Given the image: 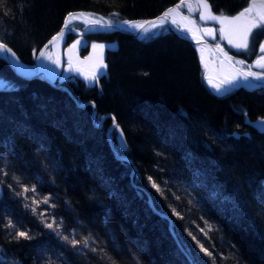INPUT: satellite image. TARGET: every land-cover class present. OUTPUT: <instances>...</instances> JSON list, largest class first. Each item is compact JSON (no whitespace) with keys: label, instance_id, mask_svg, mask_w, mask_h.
Masks as SVG:
<instances>
[{"label":"trees","instance_id":"trees-1","mask_svg":"<svg viewBox=\"0 0 264 264\" xmlns=\"http://www.w3.org/2000/svg\"><path fill=\"white\" fill-rule=\"evenodd\" d=\"M208 1L229 15L246 4ZM179 2L0 0V39L33 66L35 52L68 12L144 19ZM88 38L117 43L106 52L107 74L95 87L79 79L66 83L79 101L95 103L97 117H115L125 143L119 148L114 131L118 153L133 159L134 181L147 184L157 208L173 218L184 248L205 264L191 232L215 264H264V134L244 123L247 115L264 117V88L215 95L201 77L195 48L168 28L146 41L122 32ZM0 77L11 85L0 89V256L16 264H109L102 248L115 264H189L168 221L131 184L132 165L111 151L105 132L113 119L95 126L90 104L78 107L64 90L22 79L1 58ZM233 130L249 135L236 138ZM149 176L163 194L149 187ZM22 186H35V195H17ZM46 196L55 207L43 203ZM40 213L47 222L62 219L64 235L75 230L79 240L91 233L96 239L90 248L98 250L72 249L43 227ZM8 220L15 229L5 227ZM17 229L33 239H13Z\"/></svg>","mask_w":264,"mask_h":264},{"label":"snow or ice","instance_id":"snow-or-ice-1","mask_svg":"<svg viewBox=\"0 0 264 264\" xmlns=\"http://www.w3.org/2000/svg\"><path fill=\"white\" fill-rule=\"evenodd\" d=\"M247 6L242 10L237 12L234 15H226L223 12L220 14H214L212 11V7L209 4L208 0H197V6L200 9L199 20L200 21H214L219 25V28H202L195 20L191 19L190 16H184L180 9L182 7H188L189 12H191L192 6L191 4H187L185 0H180V3L176 4L175 7H169L166 11L162 13V15L157 16L154 20H145V21H135V20H124L120 21V23L127 25L129 28L135 29L137 32L141 33H151L153 29L161 28L167 23H171L178 30L184 33L190 34L191 38L196 40L197 44H200L204 39V36L213 37L215 39V35L219 32L220 40H226L231 47L240 50L247 51L254 41V34L258 32L264 33V0H246ZM113 15H116L115 13ZM76 21H82L85 27H111L113 21L111 19L105 20L103 17H95L90 13L85 12H68L64 18L63 26L60 31L52 37V39L44 46V49H48L49 45H54L56 42H60L63 40L65 32L71 30L72 25ZM85 42L83 39H77L74 43L69 46V53L74 51L78 46L84 45ZM105 45L103 44H92V48L95 49H104ZM45 50L40 51L41 57H46L52 60L53 63L59 64L58 60L52 59L50 55ZM201 61L204 64L205 69V79L207 83L214 88L217 92L225 90L227 86H232L238 83L240 80L249 81L251 80H264V40L258 41V55L256 59L248 64L244 60H237L233 56H230L220 43H217L215 49H211L213 55H215L219 61L214 74H210L209 72V64L204 59V47L202 46L200 49ZM0 52L11 53L12 57H15V53L8 46L3 39H0ZM87 60L92 61L87 71H84L81 67H77L72 63V58L69 56L68 59V69L69 72H75L79 75L83 76L85 81H87L92 86H98L100 75L102 70L106 68V65L103 63L102 57H98L93 60L92 57L86 58ZM253 68L258 69V71H253ZM92 106L95 107V103L91 102ZM114 122V129H119V124L115 123V117H112ZM260 122L264 125V118H260ZM120 135L122 136V130L120 131ZM147 180L152 188L156 189L157 192L163 194V190L160 188L159 184L153 180L151 176L147 177ZM19 183V180H17ZM23 191L20 193H16L17 195L24 196L25 200H27V193L31 191L34 195L36 193L35 186H32L29 189L27 186H22ZM39 201L33 200V204H38ZM43 203L49 207H55L54 204H50V197H44ZM25 208L30 207L28 203L24 204ZM33 215H36V208L32 207ZM173 214L176 216H180V213L176 212L173 209ZM43 227L52 230L56 233L60 239L67 242L71 245L72 249L81 252L83 250H90L92 252H96L97 247H91L90 244L95 243V237L89 233L86 236H83L81 239H77V233L75 230L70 233V235H64L61 231V225L63 220L61 219L59 222L53 218L51 222H47L44 218V214L40 213ZM205 224L208 227V230L211 231L213 226L208 224L205 221ZM5 227L9 229H15L16 226L13 224L12 220H8ZM200 231L204 234V236H208V232H205L203 228ZM189 235L192 236V239L198 245L200 251L209 257H213V253L208 250V248L204 247L199 240L196 239L191 232ZM13 239L19 241L20 239L24 240H32L33 237L29 235L28 231L16 230L12 237ZM102 258L109 261V264H115V261L112 260L107 254L103 251V249H99ZM213 264H215V257H213Z\"/></svg>","mask_w":264,"mask_h":264},{"label":"rangeland","instance_id":"rangeland-1","mask_svg":"<svg viewBox=\"0 0 264 264\" xmlns=\"http://www.w3.org/2000/svg\"><path fill=\"white\" fill-rule=\"evenodd\" d=\"M185 2L187 3V4H191V6H192V11L191 12H189V9H188V7H182L180 10L183 12V13H185V14H187V15H189V16H191L192 18H194L196 21H197V23L199 24V25H201V27L202 28H206V27H208V28H216V29H218L219 28V25L216 23V22H213V23H211V21H207V22H204V21H200L199 20V15H200V9L198 8V6H197V0H185ZM209 2V1H208ZM180 3V2H179ZM210 4V3H209ZM247 6V3L242 7V8H240L237 12H239L240 10H242L244 7H246ZM212 11H213V13L214 14H220V12L219 13H217L216 11H214V9L212 8ZM78 12H83V11H78ZM237 12H235L234 14H236ZM86 13V12H85ZM160 14V13H159ZM224 14H226V13H224ZM233 14V15H234ZM93 15V14H92ZM158 15V14H157ZM226 15H229V14H226ZM93 16H95V15H93ZM95 17H99V16H95ZM154 17V16H153ZM105 20H109V19H111L113 22H120V21H124V20H135V19H116V18H112L111 16H108L107 18L106 17H103ZM148 18H151V17H148ZM142 19V18H141ZM139 20V19H138ZM82 22V21H81ZM63 25V24H62ZM72 26H76V27H79L80 29L82 28V26H81V23H77V21L76 22H74V24L72 25ZM62 27V26H61ZM167 30V26H163V27H161V28H156V29H153V31L151 32V33H148V34H146V35H144L142 38H136L137 40H139V41H146L148 38H151V37H153V36H155V35H159V34H161V33H163V32H165ZM171 30V29H170ZM59 31V30H58ZM57 31V32H58ZM56 32V33H57ZM55 33V34H56ZM114 33V32H113ZM54 34V35H55ZM93 34H99V33H92V34H89V35H87V36H73L72 35V33H66L65 35H64V38H63V40L62 41H60V45L62 46V43H64L63 44V46L60 48V50L58 51V52H60V57H61V60H60V69H59V72H58V74L53 78L54 79V81H55V83H57V84H64V83H66V82H71V81H75L76 79H79V80H81V81H83V82H85L86 83V85L88 84V86L90 85L91 86V84H89L87 81H85V79H84V77L83 76H81V75H79L78 73H75V72H69V71H67V69H68V59H69V56H68V49H69V46L72 44V43H74L77 39H83V41H88V43H89V45H88V48L83 52V53H81L79 50L81 49L82 50V48H80V46H78L75 50H74V52H75V54H79V56L80 57H82V58H88V57H92L93 58V60H95V59H97L98 57H102V59H103V63L106 65V68H104L103 70H102V73H101V75H100V77L101 76H103V75H105V74H107V64H106V62H105V59H106V52H107V50L108 49H111V48H114V47H116L117 46V43L116 42H112V43H108V42H95V41H91V40H89V36L90 35H93ZM54 35H52V36H54ZM69 35H72L73 36V39H72V41H70L69 43H67L66 41V39L68 38V36ZM130 35V34H129ZM132 36V35H131ZM134 37V36H133ZM205 38L208 40V41H210L211 43H220L221 44V46L222 47H225L227 50V52L230 54V56H233L234 58H235V55L234 54H236V56H238V54L237 53H240V52H243V53H246V54H248V53H251L252 51L254 52V49L256 50V51H258V41H260V40H264V33H260V32H258L257 34H254V39H255V41H256V39L257 38H259L258 39V41L257 42H255V43H253L254 44V46L252 45L247 51H240V50H237V49H235V48H233V47H231V45H229L228 43H227V41L226 40H220V37H219V32H217L216 33V35H215V39H213V37H209V36H205ZM50 39V38H49ZM48 39V40H49ZM47 40V41H48ZM46 41V42H47ZM66 43H65V42ZM45 42V43H46ZM190 42V41H189ZM44 43V44H45ZM93 43H96V44H103V45H105V47H104V49H93L92 48V44ZM191 43V42H190ZM43 44V45H44ZM87 44V43H86ZM43 45L39 48V50L43 47ZM193 45V44H192ZM194 47V46H193ZM39 50L38 51H36L35 52V57H34V61H35V59H36V56H37V53L39 52ZM197 51V50H196ZM46 52L48 53V55H50L51 57H52V59H54L55 60V55H54V48L53 47H48V49L46 50ZM198 53V52H197ZM255 54H257V53H255ZM258 55V54H257ZM211 56V55H210ZM235 59H237L238 60V58H235ZM44 60H45V64H46V70H47V72H51L53 69H54V67L56 66V64L55 63H53L52 62V60H50V59H48V58H46V57H44ZM92 61H90V60H87V59H85V61L84 62H81V61H78V60H76V59H74V58H72V63L75 65V66H77V67H81L84 71H87V69H88V66H89V64L91 63ZM24 66H26L25 64H24ZM29 70H34V64H33V66H26ZM205 72V70L203 69V71H202V73H204ZM205 74V73H204ZM48 76V75H47ZM49 77V76H48ZM201 77H202V79L204 78V76L201 74ZM52 79V78H51ZM205 80V81H204ZM204 83L206 84L207 83V81H206V79L204 78ZM44 81V80H43ZM46 82V81H45ZM48 83V82H47ZM206 86H207V84H206ZM8 87H11V85H10V83L8 82V81H6L5 79H3V78H1L0 77V89L1 88H8ZM208 88H209V85L207 86ZM60 89V88H59ZM220 92H222V91H220ZM69 95V94H68ZM70 96V95H69ZM75 97V99L76 100H74L73 98V101L75 102V104L78 106V107H81L80 105H78V103H82V102H88V104H90L91 106H92V104H91V102H93V101H91V100H84V101H79L77 98H76V96H74ZM83 106H85V105H83ZM96 108V107H95ZM106 114H111V113H105L104 115H106ZM104 115H102V116H104ZM112 115V114H111ZM93 116V106H92V113H91V118H92V121L94 122V120L95 121H99V120H101V118H102V116L101 117H97L96 116V111L94 112V118L92 117ZM111 118L112 119V117H114L113 115H112V117L111 116H106L103 120H102V122L106 119V118ZM261 118V117H260ZM263 118V117H262ZM101 122V123H102ZM100 123V124H101ZM113 123L114 122H112V124L110 125V126H112L113 125ZM253 129V128H252ZM116 130H118V129H116ZM255 130V129H254ZM117 138H119L118 136H117ZM238 138V137H237ZM1 184V183H0ZM2 185V184H1ZM200 250V249H199ZM203 255H202V260L205 262V264H213V262H212V260H209L210 259V257L209 256H207V255H205L204 253H202ZM209 260V261H208ZM208 262V263H207ZM0 264H16V263H14L13 262V260L10 258V259H8V258H5V257H2V256H0Z\"/></svg>","mask_w":264,"mask_h":264},{"label":"water","instance_id":"water-1","mask_svg":"<svg viewBox=\"0 0 264 264\" xmlns=\"http://www.w3.org/2000/svg\"><path fill=\"white\" fill-rule=\"evenodd\" d=\"M170 7H175V5L173 6H170ZM169 8V7H168ZM168 8H165L160 14L154 16V17H151V18H144V19H139V20H135V21H145V20H154L157 16H160L162 15V13L164 11H166ZM181 13H183L181 10H180ZM185 14V13H183ZM184 16H189L187 14H185ZM191 17V16H190ZM191 19L195 20L194 18L191 17ZM81 22V21H80ZM82 23V28L81 29H74L73 27H71V30L69 31H66V33H72L74 35H77V36H87L89 34H92V33H113V32H122V33H127V34H130L136 38H141L143 37L144 35L148 34V33H141V32H137L135 29H132V28H129L127 27V25L125 24H122L120 22H113L112 26L111 27H100V26H95V27H92V26H89V27H85L83 22ZM167 25L170 27V29L175 33L177 34L179 37L181 38H184L186 40H189L195 47H197V42L196 40L192 39L190 34L188 33H184V32H181L180 30H178L174 25H172L171 23H167ZM63 26V25H62ZM62 28V27H61ZM60 28V29H61ZM59 29V31H60ZM58 31V32H59ZM57 32V33H58ZM56 33V34H57ZM55 34V35H56ZM54 35V36H55ZM53 37V36H52ZM52 37L43 45V47L39 50V52L37 53V56H36V59L34 61V70H29L26 66H24V64L22 65L20 62H19V58L15 55V57H12L11 53H6V52H0V58L3 59L8 65L9 67L13 70V72L18 75L19 77L21 78H24V79H33L35 77H38L40 78L41 80H44L46 82H48L49 84L53 85L54 87L56 88H61L63 89L64 91H66L71 98H73L74 100L75 97L74 95L70 92V90L64 86L63 84H57L55 83L54 79L52 78H49L44 72L41 71V63H42V60H44V57H41L40 56V51L41 50H45L44 49V46L46 44H48V42L52 39ZM203 47L206 48V50L210 53L213 61H214V67L216 69L219 61L217 59V57L215 55L212 54V52L210 51L211 49H215V46L213 43H211L210 41H208L205 36H204V39L201 41V43L199 44ZM50 47H53L54 45H49ZM198 48V47H197ZM47 50V49H46ZM45 50V51H46ZM225 50V49H224ZM226 51V50H225ZM227 52V51H226ZM199 53V52H198ZM228 53V52H227ZM229 54V53H228ZM200 55V53H199ZM230 55V54H229ZM68 56H71V58H74L78 61H81V62H84L86 58H82L80 57L79 55L75 54L74 51H72L71 53H69L68 51ZM19 62V63H18ZM254 84L256 86H264V80H260V81H257V80H249V81H244V80H240L238 83H236L237 85L239 86H243L245 84ZM88 102H82V103H78V105L80 106H83V105H87ZM96 111V108L93 107V118H94V112ZM106 116H111V114H106L104 116H102L101 120L99 121H95L94 120V125L95 126H100V123L102 122V120L106 117ZM262 118V117H261ZM264 118V117H263ZM115 123H116V119H115ZM246 124H248L251 128L257 130L258 132H261V133H264V125L261 124L260 122V117L255 119V120H250V119H246ZM111 127H114V123ZM110 130V129H109ZM109 130L107 131L106 135H107V138L109 140V144L111 146V148L113 149V151H115V149L113 148L112 146V143H111V139L109 138ZM236 136H239V134H236ZM118 158L122 159L124 158L125 156H117ZM134 172V169H132V174ZM2 192H3V189H2V185L0 184V196L2 195ZM163 216H165L163 214ZM166 217V216H165ZM169 220V227H170V231L172 233V235L174 236V239L175 241L180 244V240L177 238L176 236V233L174 231V228L172 227V223H171V220L168 218ZM182 247V246H181ZM183 249V247H182ZM188 256V255H187ZM189 257V256H188ZM190 259V257H189Z\"/></svg>","mask_w":264,"mask_h":264},{"label":"bare ground","instance_id":"bare-ground-1","mask_svg":"<svg viewBox=\"0 0 264 264\" xmlns=\"http://www.w3.org/2000/svg\"><path fill=\"white\" fill-rule=\"evenodd\" d=\"M173 5H176V4H173ZM172 5V6H173ZM170 7V6H169ZM168 8V7H167ZM183 14V13H182ZM183 15H185V14H183ZM196 21V20H195ZM197 22V21H196ZM78 23V22H77ZM164 26H167V28L168 29H170V27L167 25V24H165ZM74 29H79V27H76V26H72ZM128 27V26H127ZM172 31V30H171ZM73 36H75L74 34H72ZM77 36V35H76ZM142 38V37H141ZM139 39V38H138ZM184 39V38H183ZM258 39L259 38H257L256 39V41H255V39H254V41L255 42H257L258 41ZM187 41H189V40H187ZM192 44V43H191ZM214 45H216V43H213ZM192 46H194V45H192ZM198 47V48H197ZM197 47H195L194 46V48H195V50H197L196 51V54H197V60H198V64H199V67H200V71L202 72L203 71V69H204V64H203V62L201 61V54L199 55V53H200V51H199V49L202 47L201 45H197ZM53 48H54V55H55V60H58L59 61V64H56V66L54 67V69L51 71V72H47V70L45 69L46 68V62H45V60H42V63H41V71L42 72H44L46 75H48L49 76V78H54L57 74H58V72H59V69H60V60H61V57H60V52H58L59 50H60V42H56L55 44H54V46H53ZM225 50H227L225 47H223ZM204 49H205V51H204V59H205V61H207L208 62V64H209V72H210V74H214V72H215V67H214V61H213V59H212V57L210 56V53L206 50V48L204 47ZM228 51V50H227ZM197 52H199V53H197ZM243 54V55H242ZM246 53H243V52H240V53H238V56H240V57H238V58H241L242 60H244L245 61V57H247V56H249V55H245ZM234 55H236V54H234ZM19 62L23 65V63L19 60ZM18 62V63H19ZM9 66V65H8ZM27 66V65H26ZM12 70V69H11ZM205 70V69H204ZM258 70V69H257ZM13 71V70H12ZM205 73V72H204ZM204 73H201L203 76H204V78H205V74ZM204 78H203V80H204ZM22 79H24V78H22ZM33 79H40V78H38V77H35V78H33ZM25 80H29V79H25ZM31 80V79H30ZM41 80V79H40ZM205 81V80H204ZM207 81V80H206ZM207 84V86L209 85L208 83H206ZM205 84V85H206ZM64 86H66L69 90H70V92L73 94V92H72V90L70 89V87L67 85V83H64L63 84ZM261 88H264V86H256V85H254V84H245V85H243V86H239V85H237V84H235V85H232V86H227L226 87V89L225 90H222V92H217L214 88H212L210 85H209V89H210V91H212L215 95H217V96H221V97H225V96H228V95H230V94H232V93H234L236 90H238V89H243V90H246V91H249V92H251V91H256V90H258V89H261ZM61 89V88H60ZM63 90V89H62ZM66 92V91H65ZM74 95V94H73ZM95 107H96V105H95ZM250 119V116L249 115H247L246 117H245V120H244V123L246 124V119ZM259 118V117H258ZM255 119H257V118H255ZM255 119H250V120H255ZM116 123H117V121H116ZM247 126H249L248 124H246ZM100 126H101V124H100ZM250 127V126H249ZM110 129V130H109ZM109 130V138L111 139V143H112V146H113V148L115 149V151H113V149L111 148V146H110V148H111V151L113 152V154L115 155V157H117V156H125L124 158H122V159H120V158H118V159H120V160H122V161H126V162H129L131 165H132V167H131V170H130V173H129V178H130V182H131V184H133V186H135L136 187V189L138 190L137 191V193H138V196L141 198H143L144 197V201H146V203H147V205L149 206V208L150 209H152L155 213H157L158 215H160V216H162L163 218H165L168 222V229H169V231H170V227H169V220H168V218L171 220V223H172V227L174 228V231H175V233H176V229H175V227H174V225H173V218L168 214V213H166V212H163V211H161V210H159L158 208H157V206H156V204H155V202H154V199H153V195H152V193H151V191L149 190V189H147L148 188V186H147V184H142V183H138V182H136V181H134V179L136 178V176H137V167H136V164H135V162L133 161V159L128 155V154H126V155H120L119 153H118V148H117V146H116V144H114V142L112 141L113 139H112V135H114V131H116V133H115V136H118L119 138H117V145L119 146V148H123V147H125V143H124V139H123V137L120 135V130L118 129V130H116V129H114V127H111V126H109L107 129H106V132H105V134L107 133V131ZM257 131V130H256ZM258 132V131H257ZM259 133H261V132H259ZM236 134H239V136H236ZM241 134H243L244 136H248L249 135V132L248 131H244V132H239V131H237V130H233L232 131V133H231V135L232 136H234V137H240L241 136ZM262 134H264V133H262ZM106 137H107V135H106ZM107 140H108V138H107ZM108 143H110L109 142V140H108ZM110 145V144H109ZM132 169H134V172H133V174H132ZM137 179V178H136ZM262 184H264V179H263V181H262ZM151 185L149 184V187H150ZM2 189H3V187H2ZM3 194H4V192H2V195L0 196V197H2L3 196ZM163 214L166 216H163ZM170 233H171V231H170ZM171 235H172V233H171ZM173 236V235H172ZM176 236H177V238H178V235H177V233H176ZM173 238H174V236H173ZM179 239V238H178ZM176 244H177V247L179 248V250H180V252L183 254V256L188 260V262H189V264H197V262H195V260L192 258V256H191V254L190 253H188V251L184 248V246H183V244L181 243V241H180V244H178L177 242H176ZM183 247V249H182V247ZM190 257V259H189V257ZM4 256V255H3Z\"/></svg>","mask_w":264,"mask_h":264},{"label":"flooded vegetation","instance_id":"flooded-vegetation-1","mask_svg":"<svg viewBox=\"0 0 264 264\" xmlns=\"http://www.w3.org/2000/svg\"><path fill=\"white\" fill-rule=\"evenodd\" d=\"M213 22L214 21H211V23H213ZM67 42L69 43L70 41L67 40ZM84 42H85V44L80 46V48H82V50L81 49L79 50L81 53H83L88 48V45H89L88 41L87 42L84 41ZM253 46H254V44H253ZM255 53L259 54L258 51H256L255 49H254V52L252 51L251 53L245 54V55H249V56L245 57L246 63L251 64L256 59L257 54H255ZM238 57H240V56L235 55V58H238ZM238 60H242V59L238 58ZM253 71H258V70L256 68H253Z\"/></svg>","mask_w":264,"mask_h":264}]
</instances>
